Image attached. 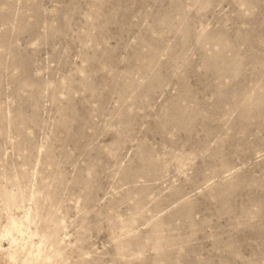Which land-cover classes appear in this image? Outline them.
I'll use <instances>...</instances> for the list:
<instances>
[{"label": "rangeland", "instance_id": "374dc122", "mask_svg": "<svg viewBox=\"0 0 264 264\" xmlns=\"http://www.w3.org/2000/svg\"><path fill=\"white\" fill-rule=\"evenodd\" d=\"M20 227L33 264H264V0H0V264Z\"/></svg>", "mask_w": 264, "mask_h": 264}, {"label": "bare ground", "instance_id": "6f19581e", "mask_svg": "<svg viewBox=\"0 0 264 264\" xmlns=\"http://www.w3.org/2000/svg\"><path fill=\"white\" fill-rule=\"evenodd\" d=\"M155 54V53H154ZM18 199H19V195L17 194V192H13V193H11V196L9 197V202L11 203V204H14V205H16L18 208H21L22 207V205H20L19 203H17L18 202ZM17 223H20V220L17 218V217H15V216H12V217H10V221H9V223L8 224H10L11 226H15ZM8 226L9 225H7V227H5L6 229L8 228ZM6 229H5V231H6ZM8 232V231H7ZM19 233L22 235V238L21 239H17V238H15L13 235H10V238L9 239H11V244H12V246H11V249H12V251H15V250H17L18 248V250H19V259H18V256H17V260H19L18 262H19V264H33L34 263V252H33V250H31V249H26V245L28 244V242H29V237H27L26 236V233L24 232V230H23V228L22 227H20L19 228ZM1 240V239H0ZM7 248H9V247H7ZM7 248H5V246L3 247V246H1L0 245V252H1V250H2V252L3 251H7V253H8V250L10 249H7ZM17 250V251H18ZM10 251V250H9ZM17 251H15L16 252V254H17ZM38 251L39 252H41V248H39L38 249ZM15 252H14V254H15ZM1 254V253H0ZM5 254V253H4ZM8 254H6V256H7ZM1 256V255H0ZM9 256V255H8ZM7 256V259H9V257ZM13 256L14 255H12V258L10 259V260H14L15 258H13ZM15 256V257H16ZM2 258H3V254H2ZM1 261V260H0ZM16 261V260H15ZM7 262V261H6ZM9 262V261H8ZM11 262V261H10ZM15 263V262H14ZM37 264V263H36ZM39 264V263H38Z\"/></svg>", "mask_w": 264, "mask_h": 264}]
</instances>
